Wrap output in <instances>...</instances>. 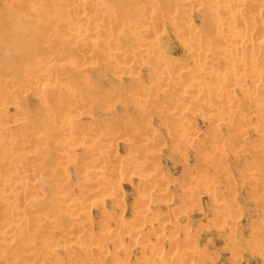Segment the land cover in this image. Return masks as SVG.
<instances>
[{
  "label": "rangeland",
  "instance_id": "obj_1",
  "mask_svg": "<svg viewBox=\"0 0 264 264\" xmlns=\"http://www.w3.org/2000/svg\"><path fill=\"white\" fill-rule=\"evenodd\" d=\"M188 1L0 0V264H264V0Z\"/></svg>",
  "mask_w": 264,
  "mask_h": 264
},
{
  "label": "bare ground",
  "instance_id": "obj_2",
  "mask_svg": "<svg viewBox=\"0 0 264 264\" xmlns=\"http://www.w3.org/2000/svg\"><path fill=\"white\" fill-rule=\"evenodd\" d=\"M191 1H192V0H191ZM217 1L219 2V0H217ZM250 1H251V0H250ZM250 1H247V0H228V1H227V5H226V2H225V5H226V6H225L224 8H223V7H222V8L226 11V9H228V6H230V8H231V6L233 7V5H235V8H236L237 6H238L239 8H240V6H242V7H246L247 5H250V4H251V3H250V4L248 3V2H250ZM253 1H254V0H253ZM215 2H216V1H215ZM256 2H257V1H256ZM186 3H187L188 5L191 4L190 1H188V0H187ZM230 3H231V5H230ZM233 3H234V4H233ZM246 3H247V4H246ZM245 5H246V6H245ZM253 5H254V4H253ZM253 5H252V6H253ZM262 6H263V4H262ZM218 7H220V6H218ZM247 7H248V6H247ZM247 7H246V8H247ZM259 7H260V6H259ZM263 7H264V6H263ZM230 8H229V9H230ZM256 8H257V7H256ZM220 9H221V8H220ZM220 9L218 8V12H220V11H219ZM234 10H235V9H234ZM215 11H216V10H215ZM229 11H231V10H229ZM255 11H256V10H255ZM226 12H227V11H226ZM81 13H82L81 10H79V11L77 12L78 15H80ZM229 13H230V12H229ZM254 13H255V12H254ZM256 13H257V12H256ZM216 14H219V13L216 12ZM232 14H233V13H232ZM237 14H238V13H237ZM149 15H150V14H149ZM230 15H231V14H230ZM225 16H226V15H225ZM239 16H240V14H239ZM255 16H257V14H256ZM252 17H253V16H252ZM241 18H242V17H241ZM256 18H257V17H256ZM258 18H259V17H258ZM227 19H228V18H227ZM227 19H226V20H227ZM239 19H240V18H239ZM254 19H255V18H254ZM237 20H238V18H237ZM237 20H235V18H233V17H230V21H231L232 23H234V25H235V23H236ZM241 20H242V19H241ZM238 21H240V20H238ZM250 21H251V20H250ZM231 22H229V23H231ZM253 22H254V21H253ZM253 22H252V23H253ZM257 22H258V21H257ZM240 23H241V22H240ZM186 24H187V22H186ZM238 24H239V23H238ZM255 24H256V23H255ZM187 25H188V24H187ZM245 26H246V25H245ZM248 26H249V25H248ZM190 27H191V26H190ZM81 28H82V27H81ZM106 28H107V27H106ZM148 28H149V26H148ZM148 28H147V29H148ZM143 29H144V28H143ZM145 29H146V26H145ZM145 29H144V30H145ZM147 29H146V30H147ZM219 29H220V27H219ZM219 29H218V32H219ZM252 29H253V28H252ZM79 30H83V29H80V28H79ZM150 31H151V30H150ZM222 31H223V32L218 33V35L220 34L221 37H222V36H225V34H224V30H222ZM225 31H226V30H225ZM79 32H80V31H79ZM81 32H82V31H81ZM85 32H86V31H85ZM145 32H146V31H145ZM230 32H231V31H230ZM230 32H229V33H230ZM148 33H149V32H148ZM229 33H228V34H229ZM228 34H227V35H228ZM231 34H232V32H231ZM239 34H240V33H239ZM241 34H242V32H241ZM241 34H240V37L237 35V36H235V37L233 36L232 39H231V44L233 45L234 49H237V47H238V46H241V45L249 46V48H250V45L252 44L251 40H249L248 38L243 39V38L241 37L243 34H242V35H241ZM246 34H247V33H246ZM228 36H229V35H228ZM247 37H248V35H247ZM80 38H81V37H79V39H80ZM222 38H224V37H222ZM77 39H78V38H77ZM77 39H76V40H77ZM86 40H87V39H86ZM222 40H223V39H222ZM254 40H255V39H254ZM77 41H80V43L85 42L84 39H83V40H82V39H81V40H77ZM224 41H225V40H224ZM195 42H196V41H195ZM78 43H79V42H78ZM103 43H104V42H103ZM156 43H157V42H156ZM156 43L153 42L151 48H152V50H155V51L157 50V51H158V50H159V46H158V44H156ZM181 43H182V42H181ZM183 43L185 44V42H183ZM228 43H230V42H228ZM85 44H86V43H85ZM101 44H102V43H101ZM196 44H197V43H196ZM205 44H207V43H205ZM191 45H193V44H191ZM191 45H189V46H191ZM194 45H195V44H194ZM197 45H198V44H197ZM252 45H253V44H252ZM261 45L263 46L262 43H261ZM198 46H199V45H198ZM201 46H202V45H201ZM245 46H244V47H245ZM258 46H259V44H258ZM193 47H195V46H193ZM230 47H231V45H230ZM230 47H227V48H230ZM259 47H260V46H259ZM259 47H258V49H261V50H263L262 48H264V47H262V48H259ZM105 48H106V47H105ZM185 48H186V47H185ZM189 48H190V47H187V49H189ZM202 48H203V47H202ZM202 48H201V50H202ZM206 48H207V47H206ZM231 48H232V47H231ZM231 48H230V49H231ZM249 48H248V49H249ZM256 48H257V47H256ZM192 49H193V48H192ZM192 49L190 48L189 51H191ZM195 49H197V47H196ZM198 49H200V48L198 47ZM248 49H247V48H245V49L243 48V50H248ZM258 49H257V51L260 52V50H258ZM231 50H233V48H232ZM231 50H230V51H231ZM243 50H242V51H243ZM249 50H250V49H249ZM249 50H248V51H249ZM254 50H256V49H254ZM236 51H237V50H235V52H236ZM248 51H247V52H248ZM192 52H194V55H196V53H197V51H192ZM199 52H200V51H199ZM203 52H204V51H203ZM222 52L225 54V53H226V50H225V51H221V53H222ZM233 52H234V51H233ZM237 52H238V51H237ZM237 52H236V55H237ZM250 52H251V50H250ZM253 52H254V51H253ZM255 52H256V51H255ZM262 52H263V51H262ZM262 52H260V53L262 54ZM189 53H190V52H189ZM231 53H232V51H231ZM231 53H229V54H231ZM238 53H239V52H238ZM240 53H241V52H240ZM208 54H209V53H208ZM224 54H223V56L225 57V60L228 59V58H226L227 55H226V54L224 55ZM227 54H228V52H227ZM229 54H228V55H229ZM253 54H254V53H253ZM256 54H257V52H256ZM256 54H254V58L256 57V56H255ZM261 54H260V56H261ZM198 55H199V54H198ZM205 55H206V54H204V56H205ZM217 55H218V54H217ZM219 55H220V53H219ZM242 55H243V54H242ZM111 56H112V57H114V56L116 57L117 54H115V55H111ZM206 56H207V55H206ZM223 56H221V57H223ZM240 56H241V54H240ZM240 56H239V57H240ZM194 57H195V56H194ZM197 57H201V54H200L199 56H197ZM202 57H203V55H202ZM224 57H223V58H224ZM229 57H231V55H230ZM232 57H233V56H232ZM234 57H235V56H234ZM243 57L246 58V59L248 58V56H246V55H243ZM163 58H164V57H163ZM164 59H165V58H164ZM195 59H196V58H195ZM199 59L201 60L202 58H199ZM203 59H204V57H203ZM229 59H230V58H229ZM233 59H234V61H235V63H236V59L239 60V59H241V58L238 59V58L236 57V58H233ZM242 59H243V58H242ZM248 59H249V58H248ZM196 60H197V59H196ZM205 60H206V58H205ZM230 60H232V58H231ZM250 60H251V59H250ZM258 60H259V59H258ZM227 61L231 64V61H229V60H227ZM227 61H226V62H227ZM239 61H240V60H239ZM239 61H238V62H239ZM194 62H195V61H194ZM201 62H202V60H201ZM203 62H204V61H203ZM242 62H243V61H242ZM242 62H241V64H240V63H238V64H240L241 66H242V65L244 66L245 63L242 64ZM250 62H251V61H250ZM250 62L248 61V66H250V65H249ZM196 63H197V62H196ZM204 63H205V62H204ZM204 63H203V64H204ZM246 63H247V62H246ZM194 64H195V63H194ZM198 64H199V62H198ZM262 64H263V63H262ZM181 65H182V64H181ZM240 65H239V66H240ZM246 65H247V64H246ZM253 65H254V64H252L251 66L253 67ZM60 66H61V64H60L59 62H58V63L55 62V63H52V64H50V65L47 64V65H45V67L43 68V71H44V73L48 74V73L54 71L55 69L60 68ZM201 66H202V65H201ZM229 66H230V65H229ZM237 66H238V65H237ZM254 66H255V65H254ZM61 67H62V66H61ZM203 67H204V65H203ZM205 67H206V66H205ZM205 67H204V68H205ZM188 68L190 69V67H188ZM195 68H196V65H195ZM234 68H236V66H235ZM239 68H240V67H239ZM246 68H247V66H246ZM248 68H249V67H248ZM263 68H264V67H263ZM124 69H125V68H124ZM200 69H201V67H200ZM200 69L196 68L197 71L200 70ZM205 69H206V68H205ZM209 69H210V68H209ZM223 69H225V68H223ZM249 69H251V68H249ZM260 69H261V68H260ZM120 70L124 71L123 68L120 69ZM207 70H208V69H207ZM207 70H206V71H207ZM256 70H257V69H256ZM258 70H259V69H258ZM258 70H257V71H258ZM203 71H204V69H203ZM208 71H209V70H208ZM212 71H213V70H212ZM212 71H209V73L212 72ZM260 71H261V73H256V72L253 73V72L251 71V72H252V76H251V75H250V76L252 77V79H253L255 82L260 83V84L262 85V83H264V79H263V77H264V71H263V72H262V70H260ZM204 72H205V71H204ZM204 72H203V73H204ZM221 72H222V71H221ZM228 72H229V71H227V73H228ZM232 72H233V71H232ZM232 72H231V73H232ZM235 72H236V71H235ZM235 72H234V73H235ZM193 73H195V71H194ZM196 73H197V72H196ZM196 73H195V74H196ZM205 73H206V72H205ZM214 73H215V72H214ZM229 73H230V72H229ZM249 73H250V72H249ZM210 74H211V73H210ZM198 75H199V74H198ZM226 75H227V74H226ZM230 75L232 76V74H230ZM238 75L240 76V74L235 75L236 78H237ZM221 76H222V75H221ZM221 76H219V78H220ZM243 76H244V75H243ZM243 76H242V77H243ZM223 77H224V74H223ZM227 77H228V76H227ZM227 77H226V78H227ZM240 77H241V76H240ZM242 77H241V78H242ZM217 78H218V77H217ZM217 78H216V79H217ZM221 78H222V77H221ZM224 78H225V77H224ZM238 78H239V77H238ZM177 79H179V78H177ZM216 79H214V80H216ZM222 79H223V78H222ZM222 79H221V80H222ZM233 79H234V78H233ZM239 79H240V78H239ZM243 79H244V77H243ZM162 80H163V79H162ZM229 80H230V79H229ZM224 81H225V80H224ZM240 81H241V80H240ZM242 82H243V81H242ZM197 83H199V82H197ZM239 83H240V82H239ZM161 84H162V82H161ZM163 84H164V83H163ZM243 84H244V83H243ZM43 85H44V84H43ZM201 85H203V84H201ZM217 85H218V84H217ZM217 85H216V87H217ZM219 85H220V83H219ZM233 85H234V84H233ZM239 85H241V83H240ZM197 86L199 87L200 85L198 84ZM237 86H238V85H237ZM44 87H45V86H43V88H44ZM188 87H189V86H188ZM201 87H202V86H201ZM204 87H205V86L203 85V88H204ZM209 87H211V86H209ZM203 88H202V89H203ZM220 88H221V87H220ZM220 88H219V91H218L219 93H220V91H221ZM222 88H223V87H222ZM222 88H221V89H222ZM199 89H200V88H199ZM223 89H224V88H223ZM261 89H262V87H261ZM261 89H260V90H261ZM183 90H184V89H183ZM187 90H188V89H187ZM204 90H205V89H204ZM210 90H211V89H210ZM184 91H186V90H184ZM190 91H191V90H190ZM190 91H188V92L190 93ZM200 91H203V90L200 89ZM207 91H208V90H207ZM222 91H223V90H222ZM45 92H46V91H45ZM203 92H204V91H203ZM205 92H206V90H205ZM209 92H211V91H209ZM189 93H188V95H191V94H189ZM226 93H227V92H226ZM241 93H242V92H241ZM184 94H187V93H184ZM222 94H223V92H222ZM248 94H249V93H248ZM250 94H251V93H250ZM250 94H249V95H250ZM211 95H212V94H211ZM225 95H226V94H225ZM253 95H254V94H253ZM186 96H187V95H186ZM186 96H185V97H186ZM258 96H259V95H258ZM258 96H257V99L259 98ZM188 97H189V96H188ZM188 97H187V99H188ZM225 97H226V96H225ZM229 97H230V96H229ZM254 97H255V96H254ZM189 98H191V97H189ZM194 98H195V97H194ZM260 98H262V97H260ZM192 99H193V98H192ZM185 100H186V98H185ZM194 100H196V99H194ZM208 100H209V99H208ZM261 100H262V99H261ZM190 101H191V100H190ZM196 101H197V100H196ZM196 101H195V102H196ZM263 101H264V99H263ZM197 102H198V101H197ZM192 103H193V102H192ZM232 103H233V102H232ZM263 103H264V102H262V104H263ZM194 104H195V103H194ZM257 104H258V103H257ZM259 104H260V103H259ZM197 105H198V104H197ZM233 105H234V104H233ZM260 105H261V104H260ZM192 106H193V105H192ZM258 106H259V105H258ZM210 107H211V106H210ZM213 108H215V107H213ZM228 108H229V107H228ZM209 109H210V108H209ZM204 110H205V109H204ZM215 110H216V109H215ZM217 110H218V109H217ZM1 111H2V113H4V111H3L2 109H1ZM1 111H0V112H1ZM205 111H206V110H205ZM205 111H204V112H205ZM211 111H212V110H211ZM211 111H210V112H211ZM226 111H228L227 108H226L225 112H226ZM229 112H230V111H229ZM258 112H259V111H258ZM205 113H206V112H205ZM217 113H218V112H217ZM220 113H221V112H220ZM220 113H219V114H220ZM226 113H227V112H226ZM213 114H214V112H213ZM223 114H224V113H223ZM215 115H216V113H215ZM215 115H214V116H215ZM227 115H228V113H227ZM220 116H221V115H220ZM228 116H229V115H228ZM216 118L219 120L218 116H217ZM222 120L225 121V118H224V119L222 118ZM219 121H221V120H219ZM224 121H222V123H223ZM212 122H213V121H212ZM226 122H227V121H226ZM236 122H238V121H236ZM220 123H221V122H220ZM239 123H240V122H239ZM226 124H227V123H226ZM247 124H248V123H247ZM233 125H234V124H233ZM189 126H190V125H189ZM213 126H214V125H213ZM225 126H226V125H225ZM237 127H238V126H237ZM250 127H251V126H250ZM182 129H183V128H182ZM215 130H216V129H215ZM181 132H182V131H181ZM184 132H186V131H184ZM216 133H217V132H216ZM184 135H185V134H184ZM182 136H183V135H182ZM182 136H181V137H182ZM189 136H190V135H189ZM186 137L188 138V136H186V135H185V137H182V138H181L182 141L185 142V143H186V141H187ZM190 137L192 138L193 136H190ZM190 137H189V138H190ZM194 139H195V138H194ZM71 141H72V140H71ZM189 141H190V140H189ZM236 141H237V140H236ZM232 142H233V141H232ZM239 142H240V141H239ZM73 143H74V142H73ZM236 143H237V142H236ZM236 143H235L234 146L237 145ZM71 144H72V143H71ZM75 145H76V144H75ZM75 145H74V146H75ZM229 145H230V144H229ZM74 146H73V147H74ZM234 146H233V147H234ZM243 146H244V145H243ZM226 148H227V147H226ZM230 149H231V148H230ZM223 150H224V149H223ZM223 150H222V151H223ZM216 153H217V152H216ZM217 154H218V153H217ZM221 154H222V153H221ZM221 154H220V155H221ZM224 154H225V153H224ZM235 155H236V154H235ZM216 156H217V155H216ZM217 157H218V156H217ZM227 157H228V156H227ZM237 157H238V156H237ZM201 158H202V157H201ZM208 159H209V158H208ZM216 159H217V158H216ZM223 161H224V160H223ZM214 162H215V160H214ZM216 162H217V161H216ZM219 165H220V164H219ZM213 166H214V165H213ZM214 167H215V166H214ZM22 182H23V181H22ZM15 191H16V190H15ZM147 201H148V200H147ZM148 202H149V201H148ZM141 203H142V202H141ZM66 207H67V206H66ZM143 207H144V203H143ZM68 208H69V207H68ZM70 208H73V207H70ZM146 208H147V206H146ZM17 211H18V210H17ZM148 211H149V210H148ZM143 213H144V212H143ZM143 213H141V214H143ZM145 213H146V212H145ZM141 218H143V217H141ZM139 219H140V218H139ZM7 222H8V221H7ZM7 222H5V224H6ZM10 222H11V221H9L8 223H10ZM12 223H13V222H12ZM10 224H11V223H10ZM13 224H14V223H13ZM6 226H7V225H6ZM9 226H10V225H9ZM9 226H8V227H9ZM11 226H12V224H11ZM189 254H190V253H189ZM187 259H188V258H187ZM161 261H162V260H161Z\"/></svg>",
  "mask_w": 264,
  "mask_h": 264
}]
</instances>
